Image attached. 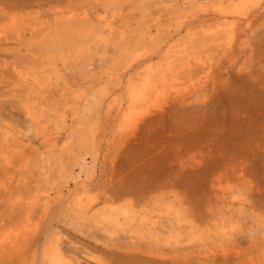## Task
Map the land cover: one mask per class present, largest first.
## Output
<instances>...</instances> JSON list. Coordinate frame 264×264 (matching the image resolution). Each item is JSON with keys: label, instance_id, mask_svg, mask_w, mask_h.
<instances>
[{"label": "rangeland", "instance_id": "rangeland-1", "mask_svg": "<svg viewBox=\"0 0 264 264\" xmlns=\"http://www.w3.org/2000/svg\"><path fill=\"white\" fill-rule=\"evenodd\" d=\"M211 1L0 0L6 35L0 38V126L11 127L17 145L28 144L21 153L0 145V234L18 228L21 246L0 264H49L47 250L56 240L75 264H264V2L251 27L240 28L220 53L201 32L215 17H203L199 7ZM104 6L113 33L106 41H95L81 56L74 47L54 55L39 47L61 22L104 34L97 18ZM11 16L20 18L13 29L4 26ZM14 31H23L20 39ZM177 43H206L200 52L209 57V79L198 91L190 88L187 101L171 96L120 130L122 121L108 105L116 98L125 103L129 78L145 67L142 59L131 63L132 54L143 51L157 61L167 45ZM12 64L32 70L43 86L22 84ZM189 69L195 73L199 67ZM95 95L99 101L92 100ZM88 105L92 110L83 111ZM90 129L97 153L84 158L92 168L65 184L55 175L54 157L64 153L70 167L76 141ZM48 135L55 136L51 149ZM73 167L74 174L80 172ZM84 195L89 205L77 212ZM232 195L242 199L241 207L232 204ZM166 205L187 220L184 227L160 215ZM120 207L135 215L134 224H126ZM110 212L115 222L102 218ZM221 224L232 229L222 234ZM193 230L198 240L185 243Z\"/></svg>", "mask_w": 264, "mask_h": 264}, {"label": "bare ground", "instance_id": "bare-ground-1", "mask_svg": "<svg viewBox=\"0 0 264 264\" xmlns=\"http://www.w3.org/2000/svg\"><path fill=\"white\" fill-rule=\"evenodd\" d=\"M96 1H100V0H96ZM263 2H264V0H227V2L225 3L224 0H212L210 4H205L204 3V4H202L199 7L200 12H202L201 13L202 16L203 17L210 16V17H215V18L209 20V22L207 21L206 24L202 23L203 25H201L202 26V31L201 32H203L205 37L211 39L212 45H214L215 47H218L220 49L219 50L220 53H222V52H224V50H227V49L230 48L231 42L233 41L232 39L235 36L236 32L240 28L241 29L243 28V30H245V29H249L251 27L252 22L254 21V17L259 12L260 8L262 7ZM100 11H101V13H99L97 15V18H98V21H100L101 23L105 24V28L103 30L104 34L102 33V31L99 28H92V29L89 30V29H87L86 27H84L83 25H81L79 23H75V22H72V21L61 22V24L56 29L52 30L51 32H49V34H47L46 36H44L42 38V43L40 44L39 47L41 48V50H44V51L47 50L48 54H51V55L61 54L64 49H66L68 47H74V48H76V50L79 51L80 56H81L82 53L84 52V50L90 44L94 43L95 41H97L99 39L102 40V41H106L107 40V35L109 36V35L113 34L112 33V27L109 25V22L107 21V13H108L107 7H105V6L102 7L100 9ZM73 16L74 15L71 14L69 16V18H72ZM84 16H86L85 12H84ZM64 18H65V16H64ZM19 19L20 18H17V16L12 17L9 20V22L7 21L8 20L7 19L6 20L7 21V25H4V26L13 29V27H15L17 25V21H19ZM107 24H108V26H107ZM185 24H187V23H185ZM107 30H108V34H107ZM17 31H19V29ZM15 33L17 34L16 35L17 36L16 39H20V37L23 34V31L19 32V33H17V32H15ZM114 33H116V32H114ZM116 34H118V33H116ZM5 36L6 35H5L4 28H2V30L0 29V38L5 39ZM188 39L190 40V38H188ZM188 39H187V41L189 42ZM143 41H144V39H143ZM192 41H194V40H192ZM25 42H27V41L24 40V43ZM29 43H30V41H29ZM198 43H199V41H198ZM181 44L182 43H177V44H174L172 46L167 45V47L164 49V51H162V55H161L162 58H160L157 61L154 59L155 57L153 58L151 55H150L149 58H148V56H145L143 51L140 52V53L134 52V54H132L133 56L131 58V63L132 62H136V61L138 63H140V61L142 59V61L145 62V67H144V69L141 72L134 73L135 74L134 78L133 77L129 78V80H128L129 82H127V87H126L127 88V90H126V99L124 98L125 99V103H123L120 99L116 98V99L112 100L111 103L108 105L109 109H112V110L115 111V112H113V114L116 117L120 118L121 121H122L121 124H120L121 125L120 126V130L125 129L127 124H130L133 120H134V122L135 121L138 122V118L142 117V115H144V114L146 115L149 112H151L152 110L161 108L162 105H164V103H167L168 99L171 96L177 97V99L179 97L182 102L187 101V99L188 98L190 99V97L187 98L186 94H188V91H189L190 88L194 89L195 91H198V88L201 87L202 85H204V83L207 82V80L210 77V67H211L209 63L206 65V62L208 61L209 57L208 58L204 57L205 54L203 56L201 54L203 52H200L201 48L203 49L204 48L203 45H205L206 43H202L203 45L201 44V45H195V46H192V45L183 46ZM126 45H127V43H126ZM149 45H151V44H148V46ZM160 46L161 45H159V47ZM129 47H131V46H129ZM212 47L210 49L214 50V49H212ZM144 48H146V45H145ZM135 49L138 50L137 47ZM188 49H190V50L192 49V52L191 53H190V51L187 52ZM81 50H83L82 53H81ZM194 52H195L196 55L194 54ZM208 53H210V52H208ZM155 54H159L160 55L159 51L157 53H155ZM184 54H186L187 57L193 56V59H191L192 61H190L189 59H185L186 56ZM183 55H184L185 58L183 57ZM184 59H185V62H183ZM205 60H207V61H205ZM123 63H125V61ZM215 63H217V61ZM189 64H191V65H189ZM194 65L199 67V69L195 73L191 72V70L189 69V66H191V68H192ZM134 66H136V65H134ZM139 66L140 65H138V67ZM140 68H141V66H140ZM179 68H182V70L178 71ZM118 69H120V68H118ZM11 70L13 71L14 75L16 76V78L22 84L26 85L30 89H38V88H41L43 86V83L40 81L39 77H37L33 73V71L30 70L29 68L28 69L27 68H18L15 64H12L11 65ZM131 71H133V70H131ZM175 71H176V74H175ZM185 74H186V79H181V78H183L185 76ZM182 75H184V76L181 77ZM124 76H126V75L124 74ZM201 76H202V78H201ZM124 79L125 78H123V80ZM184 80H186V81H184ZM117 87H118V85H117ZM214 87H215V85H214ZM98 89H100V91L102 90L101 88H98ZM232 89H233V87H232ZM95 92H97V91L95 90ZM78 98L81 99V95H79ZM92 98H93L92 100L94 102L100 100V97H97L96 95L93 96ZM109 100H110V98H109ZM101 106H103V105H101ZM92 107H93L92 105H88L85 108V110H83V111L89 112V111L92 110ZM26 109L29 110V108L27 106H26ZM77 115H78V113H77V111H75L73 117H75ZM63 116H65V113L63 114ZM34 120L38 124L40 122V117L36 116V117H34ZM111 120H113V119H111ZM91 123H92V121H91ZM89 125H91V124H89ZM120 130H119V132H120ZM14 135L15 134H13L12 129H11L10 126H8V125L0 126V137H1L0 145H1V147H4L8 151V153L11 150H13L16 153H21L23 150L20 149V148H23L24 146H28V144L21 142L22 145H21V143L19 145H17V142H19L20 139L17 136H14ZM44 140H45V143H46V146H47L48 149H51L52 147H54L56 145L55 136L54 135H52V136L48 135V136H46V138ZM93 140H94V130L90 129V131L88 130L87 133L82 138H79L76 141L75 150L72 151L73 153L71 155V158L74 159V162L73 163L70 162V167H69V161L66 162L65 159H64V157H65L64 153L57 154V156L55 155L54 162L56 163V167H57L55 175L57 177H60V178L63 177V180H64L65 184H68V182H69L68 180H66L67 178L71 179L72 181H74V180L82 177L80 175L81 173H85L86 174L92 168V166H87V163H86L84 157L86 155H88V154H92V153L96 154L97 153V149L95 148L96 145L93 142ZM74 141L75 140H73V142ZM65 146H69L70 147V142H66ZM69 147H68V150L70 149ZM76 149H77V151H76ZM69 152H71V151L69 150ZM215 152H216V150H215ZM52 153H54V151ZM178 156L180 157V155H178ZM50 157H48V158H50ZM6 159H7V157H6ZM7 161L10 162V160H7ZM48 161H49V159H48ZM75 165H78L80 167V172H78L77 174H74L75 170L73 171V169H72V167L75 166ZM89 176L91 177L90 174H89ZM16 179H18V178H16ZM14 187H16V186H14ZM222 188H224V187H222ZM84 196H86V197H83V198H81L78 201L77 208H76L77 212L80 209L82 210L83 208H87L88 205H89L88 203L84 202V201L88 200L87 195H84ZM49 197H50V194L46 193V198H49ZM231 198L233 199L232 200V204L234 206L239 205L241 207L242 199L240 197H238L237 195H232ZM14 199H16V197ZM12 201L14 202V200H12ZM15 201H17V200H15ZM15 204H16V202H14L12 205L14 206ZM119 215H121L122 218H124L126 220V224H128L129 226H131L132 224L135 223V220H136L135 219L136 218L135 215H130L125 207H120ZM160 215L163 216V217H169L170 215L173 216L174 219H176L177 225L179 227H184L187 224V220H185V218L182 217V214H180L178 210H176V209L174 210L171 206H167L166 205L165 210L162 211L160 213ZM102 218L103 219H107L108 222H115L116 219H117L116 215L113 212L105 214ZM28 220H29V218L26 221H28ZM236 221H238V220H236ZM151 222H152L151 223L152 225H155L157 223L156 220H153ZM231 222H229V223H231ZM232 225H233V222H232ZM24 227H28L27 224H24L22 226V228H24ZM217 228H218L217 231L221 232L222 234H224V233L227 234L228 230L232 229L230 224L229 225L221 224ZM18 236H20L18 228L16 229V228H12V227H10V228L8 227L7 230L3 231V233L0 234V259L2 257L3 258L7 257V256L9 257L11 255L12 251L14 252V251H17V250H21L20 242L18 243V240H19ZM55 236H57V234ZM198 238H199V235L196 232H194V230H193L188 235V238L186 237L187 242H185V243H192V242L198 240ZM20 240H22V239H20ZM59 249H60L59 248V243H58V240H56L55 241V246L51 247L49 250H47V255L50 256V260L48 262L49 264H75L71 259L65 257L63 255L64 253L63 254L60 253ZM261 255L263 256V254H261ZM222 259H223V256H222ZM254 264H255V262H254Z\"/></svg>", "mask_w": 264, "mask_h": 264}]
</instances>
